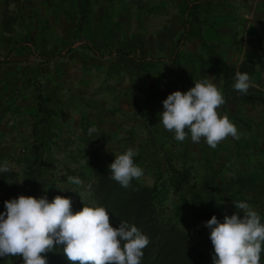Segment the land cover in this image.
I'll use <instances>...</instances> for the list:
<instances>
[{
  "label": "rangeland",
  "instance_id": "374dc122",
  "mask_svg": "<svg viewBox=\"0 0 264 264\" xmlns=\"http://www.w3.org/2000/svg\"><path fill=\"white\" fill-rule=\"evenodd\" d=\"M189 30L201 31L213 53L231 63L232 85L235 50L257 51L264 63V0H205L192 10L186 0H0V162L11 167L0 173V202L4 184H12L17 196H68L78 211L97 202L96 154L114 160L134 147L144 170L137 181L157 186V217L213 264L210 230L196 206L200 196L222 220L220 199L197 188L190 137L177 141L159 123L169 93L212 73L196 36L176 52ZM233 98L228 108L235 104L241 112ZM89 128L96 132L89 135ZM70 176L82 184L70 183ZM60 251L46 253L48 264H70ZM15 263L23 264L22 256Z\"/></svg>",
  "mask_w": 264,
  "mask_h": 264
},
{
  "label": "clouds",
  "instance_id": "9594fccd",
  "mask_svg": "<svg viewBox=\"0 0 264 264\" xmlns=\"http://www.w3.org/2000/svg\"><path fill=\"white\" fill-rule=\"evenodd\" d=\"M232 86L247 94L253 84L247 72H237ZM224 103L222 81L217 83L215 76L208 75L194 80V86L186 91L169 93L162 101L159 123L173 132L177 141L190 137L191 142L199 143L203 139L215 149L228 137L239 138L235 123L219 111ZM95 132V128L88 129L89 135ZM136 155L137 150L129 147L115 154L108 166L111 179L121 187H129L144 175L134 160ZM10 170L8 162H0V173ZM68 180L82 184L76 176ZM234 203L237 212L222 220L212 215L205 222L214 248L213 264H261L264 219L246 201ZM109 213L95 200L84 202L74 212L71 198L62 195L51 200L47 195L25 194L7 199L0 211V258L22 256L23 264H48L46 253L59 247L70 264H141L149 237L127 221L114 227Z\"/></svg>",
  "mask_w": 264,
  "mask_h": 264
},
{
  "label": "crops",
  "instance_id": "0c3cea01",
  "mask_svg": "<svg viewBox=\"0 0 264 264\" xmlns=\"http://www.w3.org/2000/svg\"><path fill=\"white\" fill-rule=\"evenodd\" d=\"M240 50H235L230 55H233L232 63L239 65L236 73L240 72L242 62L251 61L249 66H241V70L250 75L253 84L247 94L231 92V63L219 57L229 67L230 77L226 78L215 66L213 56L217 55L207 50L212 71L209 76H215L217 83H223L225 103L219 111L235 123L239 138L228 137L215 149L210 148L204 140L192 142L194 155L191 163L196 171L195 180L199 182L198 190L204 186L208 191L213 190L220 199L219 207H223L224 216L238 211L234 202L246 201L264 219V63L256 60L257 51L251 52L245 48ZM248 54H251V59H248ZM147 61L156 60L146 59ZM233 96V99L243 104L241 112L235 110V104L228 108L227 99ZM121 150H125V147H121ZM200 182L203 183L199 185ZM239 214L243 216L242 212ZM261 264H264V253L261 255Z\"/></svg>",
  "mask_w": 264,
  "mask_h": 264
},
{
  "label": "trees",
  "instance_id": "16d2710c",
  "mask_svg": "<svg viewBox=\"0 0 264 264\" xmlns=\"http://www.w3.org/2000/svg\"><path fill=\"white\" fill-rule=\"evenodd\" d=\"M189 10L196 9L205 0H186ZM189 36H196L200 43L208 51L213 52L210 43L203 36L201 31H188L184 33L178 42L177 50L188 39ZM92 52L99 54L98 50L89 46ZM72 47L67 53L72 51ZM212 55H214L212 53ZM45 58L49 56L43 55ZM216 68L220 69L224 77H230L228 65L219 57L213 56ZM135 61L145 63L146 59ZM93 160V168L99 176L95 197L98 203L104 205L110 212V223L114 227L120 221H127L135 224L150 239L149 245L144 249V256L141 264H205L207 253L194 245L189 238L180 232L174 225H169L157 217V186L147 187L133 180L129 187H121L111 179L108 166L113 159L96 154ZM7 190L6 198L0 202V211L4 210V201L17 196L14 185L4 184ZM14 193V194H13ZM115 215H114V214ZM196 214L202 221H207L214 215L211 204L198 196ZM0 264H16L15 257L0 258Z\"/></svg>",
  "mask_w": 264,
  "mask_h": 264
}]
</instances>
